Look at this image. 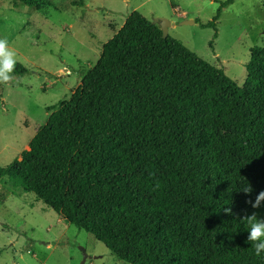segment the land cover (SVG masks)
<instances>
[{"label":"trees","instance_id":"obj_1","mask_svg":"<svg viewBox=\"0 0 264 264\" xmlns=\"http://www.w3.org/2000/svg\"><path fill=\"white\" fill-rule=\"evenodd\" d=\"M215 1L203 27L236 2ZM7 172L129 264H264L241 220L264 191V47L240 85L135 10Z\"/></svg>","mask_w":264,"mask_h":264},{"label":"rangeland","instance_id":"obj_2","mask_svg":"<svg viewBox=\"0 0 264 264\" xmlns=\"http://www.w3.org/2000/svg\"><path fill=\"white\" fill-rule=\"evenodd\" d=\"M53 1L56 8L44 14L22 2L0 0V38L8 41L17 61L12 79L0 83L2 167L29 147L51 113L95 66L104 43L135 10L151 20L170 19L171 36L224 68L240 85L247 78L252 49L264 47V0H236L223 11L217 29L197 20L214 19L219 7L215 0ZM176 6L180 15L174 14ZM186 19L196 21L182 24ZM253 212L264 219V202ZM82 248L90 256L85 264H129L24 190L16 174H5L0 183V264H82Z\"/></svg>","mask_w":264,"mask_h":264},{"label":"clouds","instance_id":"obj_3","mask_svg":"<svg viewBox=\"0 0 264 264\" xmlns=\"http://www.w3.org/2000/svg\"><path fill=\"white\" fill-rule=\"evenodd\" d=\"M16 53L9 48L8 41L0 38V83H8L12 79V73L16 65ZM245 194L250 195L253 191L251 185L242 189ZM264 202V191H260L255 200H247L246 203L251 205L253 209H259ZM226 214L231 215V207L223 209ZM242 221H247L250 225L247 241L253 243L255 254L259 256L264 252V219H259L256 212L251 215H245Z\"/></svg>","mask_w":264,"mask_h":264},{"label":"water","instance_id":"obj_4","mask_svg":"<svg viewBox=\"0 0 264 264\" xmlns=\"http://www.w3.org/2000/svg\"><path fill=\"white\" fill-rule=\"evenodd\" d=\"M153 22L155 24L159 23L161 25L165 37H167L170 34V26L172 24L170 19L165 18V17H158V18L154 19ZM194 23H195V21L192 19H186L182 22V24H186V25H192ZM82 251L84 253V259H83L82 264H85L87 258L90 256L87 254L85 248H82Z\"/></svg>","mask_w":264,"mask_h":264},{"label":"crops","instance_id":"obj_5","mask_svg":"<svg viewBox=\"0 0 264 264\" xmlns=\"http://www.w3.org/2000/svg\"><path fill=\"white\" fill-rule=\"evenodd\" d=\"M177 8L180 9L179 6H176V7H175V10H176ZM180 13H181V10H180ZM174 14H176V15H180L179 13H175V11H174ZM125 21H126V20H125ZM195 21H196V20H195ZM124 24H125V22L122 24L121 27H123ZM185 25H186V24H185ZM175 26H176V24H173V27H175ZM121 27H120V28H121ZM118 31H119V30H118ZM118 31H117V32H118ZM117 32H116V33H117ZM116 33H113V34H112V37H113ZM112 37H111V38H112ZM111 38H110V39H111ZM110 39H109V40H110ZM106 42H107V41H106ZM106 42H105V43H106ZM105 43H104V44H105Z\"/></svg>","mask_w":264,"mask_h":264},{"label":"built area","instance_id":"obj_6","mask_svg":"<svg viewBox=\"0 0 264 264\" xmlns=\"http://www.w3.org/2000/svg\"><path fill=\"white\" fill-rule=\"evenodd\" d=\"M179 12H180V9L177 8V9L175 10V13H179Z\"/></svg>","mask_w":264,"mask_h":264}]
</instances>
